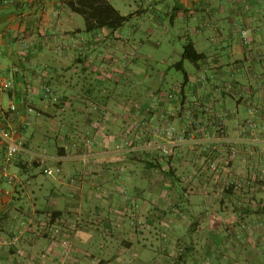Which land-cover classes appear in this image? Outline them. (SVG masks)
I'll list each match as a JSON object with an SVG mask.
<instances>
[{"label": "crops", "instance_id": "0c3cea01", "mask_svg": "<svg viewBox=\"0 0 264 264\" xmlns=\"http://www.w3.org/2000/svg\"><path fill=\"white\" fill-rule=\"evenodd\" d=\"M69 1L0 0V128L29 152L9 182L0 142V240L22 232L0 264H264V0H106L130 16L116 31ZM189 43L203 59L181 65ZM189 109L210 131L223 115L226 142L146 148Z\"/></svg>", "mask_w": 264, "mask_h": 264}, {"label": "built area", "instance_id": "2783aa9c", "mask_svg": "<svg viewBox=\"0 0 264 264\" xmlns=\"http://www.w3.org/2000/svg\"><path fill=\"white\" fill-rule=\"evenodd\" d=\"M241 35L244 45H249L250 36L248 30H243L241 32ZM103 38L104 35L102 33H99L94 36V41L99 42ZM262 58H264V55H260V59ZM14 71L17 72L18 69H15ZM10 88H12V82L0 78V90L6 91ZM28 89L32 93H36L38 91L33 85H28ZM51 94V88L45 87L44 96L48 98L49 96H51ZM168 98L173 99L174 95L170 94ZM2 108V103L0 102V111L2 110ZM10 111L16 113L18 110L15 105H11ZM27 112L29 114H35L36 116H40V114L36 112L31 106L27 107ZM185 119L187 121V127L185 130L177 131L174 127L168 126L164 129L161 135L158 131H153L152 137L160 139L162 143L158 144L153 141V138H151L148 139L146 148H159L162 156L171 157L175 151L186 145H190L192 148H199L203 145H209L210 148L214 149L217 148L218 144L226 142L228 132L226 128L225 117L223 115H217L216 117L214 115L213 127L211 131L207 130L204 127L203 121L199 119L195 109L187 110ZM249 125L250 127H253L254 124L249 121ZM0 142H2V144H4L5 146V166L1 170L3 172L4 178L7 179L9 182H13L14 177L8 172V166L13 163V161L19 155L29 154V152L26 149L25 142L19 137L18 131L14 128H0ZM138 142L139 137L135 138V140H133L132 142L128 141V139H125L122 143L118 145V148H140V146H138ZM86 143L87 148H92L94 146V142L91 139H87ZM31 158L36 159L37 156L31 154ZM45 174L49 177L55 178L62 174V169L59 167L46 168ZM53 221H55L54 217L52 215L49 216V222ZM60 222H62V220H60ZM77 223L78 220L72 223V231H75L77 229ZM53 230L56 234H61V228L58 225H54ZM21 235L22 232H19L11 239L0 240V248L16 245ZM67 244L68 243H65L66 248ZM66 256L67 258L68 256H70L69 250H66Z\"/></svg>", "mask_w": 264, "mask_h": 264}, {"label": "trees", "instance_id": "16d2710c", "mask_svg": "<svg viewBox=\"0 0 264 264\" xmlns=\"http://www.w3.org/2000/svg\"><path fill=\"white\" fill-rule=\"evenodd\" d=\"M97 4L100 7H95ZM72 11L82 15L89 31L108 28L116 31L130 20V16H121L106 0H70L68 2ZM203 59L193 44H186L183 48V61L197 63ZM183 71V70H182Z\"/></svg>", "mask_w": 264, "mask_h": 264}, {"label": "rangeland", "instance_id": "374dc122", "mask_svg": "<svg viewBox=\"0 0 264 264\" xmlns=\"http://www.w3.org/2000/svg\"><path fill=\"white\" fill-rule=\"evenodd\" d=\"M169 76H170L171 78H172L173 76H176L177 79H180V80L183 79V74L177 72L176 70H173L172 73H171ZM168 80H169V78H168ZM173 84H174V83H172V81H169V84H167V85L165 86L164 90H165L167 93L170 92V91H172V90H174ZM167 95H168V94H167ZM158 175H161V176H162V175H163V171H162V172L159 171V172H158ZM160 242H161V239H160Z\"/></svg>", "mask_w": 264, "mask_h": 264}]
</instances>
